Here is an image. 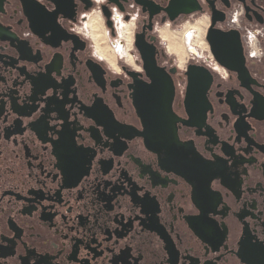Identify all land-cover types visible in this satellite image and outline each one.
<instances>
[{
  "label": "flooded vegetation",
  "instance_id": "af4514ba",
  "mask_svg": "<svg viewBox=\"0 0 264 264\" xmlns=\"http://www.w3.org/2000/svg\"><path fill=\"white\" fill-rule=\"evenodd\" d=\"M115 1L0 0V264H264V0H197L173 22L171 0ZM236 7L261 31L256 61ZM117 13L121 35L135 26L120 60L95 44ZM203 14L183 43L165 27ZM231 31L243 80L223 65L240 60ZM168 88L178 145L149 148L135 103Z\"/></svg>",
  "mask_w": 264,
  "mask_h": 264
},
{
  "label": "water",
  "instance_id": "95a60500",
  "mask_svg": "<svg viewBox=\"0 0 264 264\" xmlns=\"http://www.w3.org/2000/svg\"><path fill=\"white\" fill-rule=\"evenodd\" d=\"M109 1L116 3L115 0ZM237 1L242 2V0ZM137 4L144 6L147 5L145 2L140 0H137ZM159 11L160 10L156 9L152 13L157 14ZM164 11L169 15V21L173 22L179 13L191 15L200 12L201 8L197 0H171L169 6ZM102 13L106 21V26L109 30H111V34L113 35L112 24L109 20L110 14L105 6L102 7ZM212 16V24L211 28L209 29L207 39L213 55L215 58H217V55L214 51L215 42L211 38V33L216 22H222L223 20H215V11L212 12ZM230 33L234 34L233 43L237 48L240 60L236 65H223L230 70L238 72L240 78L243 80L244 74L246 73V68L240 34L238 31H231ZM134 46L143 60V66L147 77H149L153 83L161 81L160 76L162 75V72L155 64L153 48L148 46L149 49L147 51L143 46L142 40H140L138 36L135 38ZM149 90L154 92L159 91L157 86L154 88L151 86ZM171 100L172 89L168 88L166 97L158 96L157 94H151L149 95V98H145L143 101L135 103L137 113L141 118L144 127L143 136L145 137V142L149 148H171L178 145L175 125L176 118L174 117L171 110Z\"/></svg>",
  "mask_w": 264,
  "mask_h": 264
},
{
  "label": "built area",
  "instance_id": "2783aa9c",
  "mask_svg": "<svg viewBox=\"0 0 264 264\" xmlns=\"http://www.w3.org/2000/svg\"><path fill=\"white\" fill-rule=\"evenodd\" d=\"M98 2V0H94ZM113 25L115 29V36L110 41V48L112 51H126L129 56L132 55V42L130 41V46L127 44V39H124L123 36L118 32V26L120 22H123V19L120 14H114L113 16ZM243 13L242 9L236 7L232 14H230L227 25L229 28L238 29L242 32V41L247 51V57L249 60H258L261 54V47H260V30L258 28H254L249 25H245L242 21ZM117 54V53H116ZM118 55V54H117ZM120 58V56H119Z\"/></svg>",
  "mask_w": 264,
  "mask_h": 264
},
{
  "label": "rangeland",
  "instance_id": "374dc122",
  "mask_svg": "<svg viewBox=\"0 0 264 264\" xmlns=\"http://www.w3.org/2000/svg\"><path fill=\"white\" fill-rule=\"evenodd\" d=\"M98 14L97 12H94L89 18L91 19L94 15ZM102 18V17H101ZM90 19L88 21V24H90ZM102 37H101V41H99V43H95L96 41H94V43L96 44V46L100 49L103 50V52L105 51V54H108V55H112L114 57V59H117V60H120L119 59V56L114 53L111 48H110V41L112 40L111 38V34H110V31L106 28L105 26V23H104V19L102 18ZM124 22V21H123ZM134 22L132 21L131 24H128L127 23V26H128V30L126 33H124L122 36L124 39H127V44L130 46V36H132L133 34V30H134ZM169 24L167 23L165 27L168 28V30L174 34L177 38L179 39L178 41H181L182 43L184 42L183 41V36L184 34L187 32V31H193L195 32V35L197 36H202V34L205 32V29L208 25V22H207V17L205 14L203 15H199V16H196V17H193L192 20H190V22L188 24H185L184 22L180 23V24H177V25H170V27L168 26ZM201 25V29L200 31H197L196 29H194L195 27ZM165 27H162V26H158V30H160V32L165 28ZM191 33V32H190ZM90 36L92 37V29H90ZM162 38V36H161ZM163 40V38H162ZM163 43H165L168 47V41L167 40H163ZM199 45L201 44V42L198 43ZM187 51H188V45L187 46H184L183 48V59H181L179 56H177L175 54V56H177V59H179V61H181V66H183V61L188 57L187 55Z\"/></svg>",
  "mask_w": 264,
  "mask_h": 264
}]
</instances>
